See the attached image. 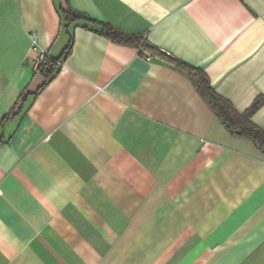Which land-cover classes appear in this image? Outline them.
Wrapping results in <instances>:
<instances>
[{
    "label": "crops",
    "instance_id": "0c3cea01",
    "mask_svg": "<svg viewBox=\"0 0 264 264\" xmlns=\"http://www.w3.org/2000/svg\"><path fill=\"white\" fill-rule=\"evenodd\" d=\"M166 57L264 130V0H0V264H264V153Z\"/></svg>",
    "mask_w": 264,
    "mask_h": 264
},
{
    "label": "trees",
    "instance_id": "16d2710c",
    "mask_svg": "<svg viewBox=\"0 0 264 264\" xmlns=\"http://www.w3.org/2000/svg\"><path fill=\"white\" fill-rule=\"evenodd\" d=\"M61 15L66 24H71L79 20L93 21L84 14L74 10H61ZM100 24L102 26L101 32L112 40L125 45L138 46L141 52L151 50L158 54H161L159 50L142 42V40L138 37L119 33L114 28L105 23ZM69 50L70 45L66 48L65 54H68ZM166 58H168V61L172 63L177 69L189 76V78L193 81V83L199 90L202 97L211 106L215 114L225 124V126L231 133L248 138L258 147L259 150L264 153V130L259 128L250 120L251 112L258 106V102L255 103V105L252 107V110L244 114H239L225 99L221 98L212 90L208 77L202 71L180 60L169 57ZM58 62V59H52L46 56L43 62L38 66L41 73L45 75L46 82H48L55 76L56 72L58 71Z\"/></svg>",
    "mask_w": 264,
    "mask_h": 264
},
{
    "label": "built area",
    "instance_id": "2783aa9c",
    "mask_svg": "<svg viewBox=\"0 0 264 264\" xmlns=\"http://www.w3.org/2000/svg\"><path fill=\"white\" fill-rule=\"evenodd\" d=\"M34 49H36V48H34ZM45 57H46V54L43 53V52H41L38 55V57L35 59V61H34L35 65L36 66H39L43 62V60L45 59Z\"/></svg>",
    "mask_w": 264,
    "mask_h": 264
}]
</instances>
